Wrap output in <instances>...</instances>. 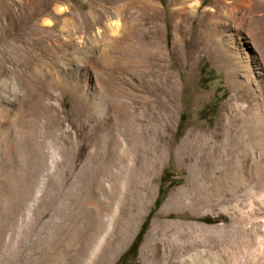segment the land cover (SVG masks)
<instances>
[{"label":"rangeland","instance_id":"obj_1","mask_svg":"<svg viewBox=\"0 0 264 264\" xmlns=\"http://www.w3.org/2000/svg\"><path fill=\"white\" fill-rule=\"evenodd\" d=\"M255 5L259 17L255 27L264 39V0H257ZM28 10L25 8L10 22L7 5L0 9L7 16V20L0 19V264H23L42 251L51 263H57L73 250L77 226L85 231L94 216L89 194L95 174L92 155L102 166L103 179L113 180L116 195L109 204L104 203L109 212L99 213L103 229L95 236L98 245L88 255L86 264H104L116 251L110 264H148L149 261V264H264V228L259 221L260 216L264 217V204L258 201V193L264 191V167L251 171L229 169L220 183L218 203L202 202L188 209L197 196L206 200L215 197L201 185L196 189L202 191L200 195L196 190L187 192L186 205L180 210L159 213L169 193L185 184L188 171L168 151L167 144L172 140L169 122L163 124V115L152 105L150 95L139 105L121 95L118 98L126 104L125 109L112 103L115 102L113 91L123 85L137 90L135 68L130 65L122 68L125 59L121 53L112 52L109 60L104 61L97 52L83 59L82 55L56 51L53 57L67 65V79L75 82L94 73L93 78L98 79L103 90L95 89L87 98L79 92L77 100H72L68 93L61 95L62 89H53V96H42L39 91L52 77L45 61L51 56H40L41 52L37 51L42 47L64 46L59 45L61 40L56 37L39 35L32 28L33 19ZM149 26L150 23H142L143 28ZM147 31H141L132 42L149 47L151 38ZM84 37L90 40V31ZM84 60L90 63L84 64ZM14 66L22 72L14 74ZM172 66H178L174 59ZM62 67L59 64V70ZM61 71L60 78L65 75ZM195 72L190 94L203 91L208 95L197 109L181 107L172 123L174 141L186 125L212 126L219 107L230 93L224 72L207 59L199 62ZM21 75L24 85L19 83ZM187 99L183 95L181 104ZM50 101L59 105V115L64 119L61 128L74 146L61 163L65 156L56 148L57 136H54L62 133V129L54 127L55 121L50 122L53 123L49 127L53 128L51 134L44 128L47 115L43 106ZM122 131L129 136L126 151L115 155L125 152V158L112 164L110 145L121 137ZM251 202L260 205V210L251 212ZM155 219L160 223L151 230L156 237L154 248L144 262L139 247Z\"/></svg>","mask_w":264,"mask_h":264},{"label":"bare ground","instance_id":"obj_2","mask_svg":"<svg viewBox=\"0 0 264 264\" xmlns=\"http://www.w3.org/2000/svg\"><path fill=\"white\" fill-rule=\"evenodd\" d=\"M75 1L0 0V9L4 4L7 5L11 22L25 8H30L28 15L33 19L32 28L41 36L61 40L59 45H63V48L55 45L42 47L37 51L41 52L38 53L40 56H51L45 60L52 70V77H49L51 81L49 79L47 86L43 88L47 89L46 91L42 88L39 91L44 97L53 96V89H62L60 94L68 93L72 100L80 97L79 92L86 97L88 93L103 90L98 79L93 78L94 73L75 82L67 79V65L53 57L56 51L82 55L83 59L88 58V54L97 52L104 61L109 60V54L112 52L121 53L125 59L122 68L126 69L129 65L135 68L137 90L134 92L132 88L123 85L119 90L113 91L115 102L112 103L125 109L126 104L118 98L121 95H126L124 97L130 100L134 99L137 105L144 103L146 96L150 95L152 105L163 115V124L169 122L168 132L172 135V140L168 142L167 149L172 153V158L178 164L184 165L188 171L185 184L169 193L159 213L166 214L176 208L180 210L182 205H186L184 196L187 192H194L201 185H205L215 197L206 200L197 196L188 209L200 206L202 202L218 203L220 183L229 169L235 167L251 171L264 167V39L255 27L259 18L255 5L257 0ZM202 8L203 14L200 13ZM0 19L7 20V16L0 13ZM142 23H150L151 26L143 28ZM146 30H149L147 32L151 38L149 47L140 42H132L133 37ZM86 31H90V40L84 37ZM53 41L55 42V39ZM40 56L38 58L42 59ZM139 56L146 60H141ZM172 59L177 61L178 66H172ZM205 59L224 72L230 93L219 107L212 126L204 127L197 123L186 125L181 136L174 141L175 130H172V123L175 122L181 107L197 109L200 101L208 95L203 91L190 94L197 66ZM87 62L90 63L89 60H84V64ZM61 63L62 71L58 68ZM14 67L11 68L14 74L22 72L18 66ZM59 71L65 72L61 78ZM18 79L20 84L24 83L22 75ZM24 89L25 96L27 89ZM183 95L188 98L184 105L181 104ZM59 109V105L51 101L43 106L47 115V128H44L51 134L53 128L49 127L53 126V123L50 122L55 121L54 127L62 129V133L54 136H57L56 148L65 156L61 161L57 160L61 163L63 159L66 161L68 152H73L71 147L74 146L71 145L66 131L61 128L64 119L59 115ZM97 110L100 111L101 108ZM129 128H132L131 124ZM120 135L121 137L115 138L110 145L109 159L112 164H117L125 158V152L115 155L117 152L126 151L125 146L129 140L125 131ZM187 158L190 160L186 163ZM97 159L94 155L91 156L95 174L89 186V194L94 216L90 218L91 222H88L89 226L85 231L77 226L73 250L64 254L63 260L57 263H51L45 251H42L23 264L88 263V255L93 253L98 245L95 236L103 229V218L99 213L109 212L108 205L104 203L109 204L116 195L113 180L108 182L103 179L102 166H99ZM196 191L198 195L202 193L201 190ZM263 192L258 193V201L261 204H264ZM107 197L109 200H105ZM259 206L251 202L249 209L251 212L258 211ZM259 218H262L259 221L264 228V217ZM159 223L160 221L153 220L150 231L140 244L139 254L144 262L154 248L156 237L151 230ZM165 225L167 224H163ZM117 252L104 264H110Z\"/></svg>","mask_w":264,"mask_h":264}]
</instances>
